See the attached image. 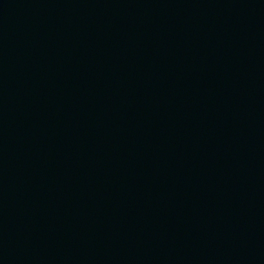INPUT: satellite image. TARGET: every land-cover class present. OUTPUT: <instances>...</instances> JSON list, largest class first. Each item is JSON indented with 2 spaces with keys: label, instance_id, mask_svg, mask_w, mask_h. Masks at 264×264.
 I'll return each mask as SVG.
<instances>
[{
  "label": "water",
  "instance_id": "1",
  "mask_svg": "<svg viewBox=\"0 0 264 264\" xmlns=\"http://www.w3.org/2000/svg\"><path fill=\"white\" fill-rule=\"evenodd\" d=\"M0 264H264V0H0Z\"/></svg>",
  "mask_w": 264,
  "mask_h": 264
}]
</instances>
